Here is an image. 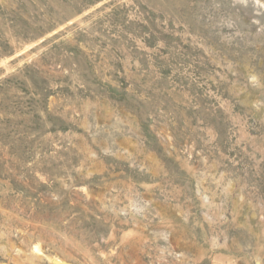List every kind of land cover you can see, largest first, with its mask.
Masks as SVG:
<instances>
[{"label": "rangeland", "instance_id": "obj_1", "mask_svg": "<svg viewBox=\"0 0 264 264\" xmlns=\"http://www.w3.org/2000/svg\"><path fill=\"white\" fill-rule=\"evenodd\" d=\"M264 264V0H0V264Z\"/></svg>", "mask_w": 264, "mask_h": 264}, {"label": "water", "instance_id": "obj_2", "mask_svg": "<svg viewBox=\"0 0 264 264\" xmlns=\"http://www.w3.org/2000/svg\"><path fill=\"white\" fill-rule=\"evenodd\" d=\"M60 264H72V263H68V262H62V263H60Z\"/></svg>", "mask_w": 264, "mask_h": 264}]
</instances>
